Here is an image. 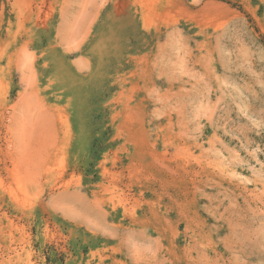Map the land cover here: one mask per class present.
<instances>
[{
  "label": "rangeland",
  "instance_id": "rangeland-1",
  "mask_svg": "<svg viewBox=\"0 0 264 264\" xmlns=\"http://www.w3.org/2000/svg\"><path fill=\"white\" fill-rule=\"evenodd\" d=\"M0 264H264V0H0Z\"/></svg>",
  "mask_w": 264,
  "mask_h": 264
}]
</instances>
